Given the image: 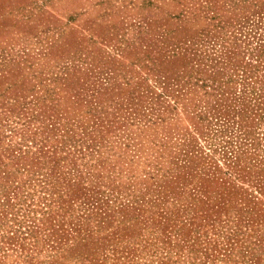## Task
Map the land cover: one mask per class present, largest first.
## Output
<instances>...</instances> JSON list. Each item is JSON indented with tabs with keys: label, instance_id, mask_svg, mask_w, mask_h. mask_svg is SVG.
Returning a JSON list of instances; mask_svg holds the SVG:
<instances>
[{
	"label": "trees",
	"instance_id": "trees-1",
	"mask_svg": "<svg viewBox=\"0 0 264 264\" xmlns=\"http://www.w3.org/2000/svg\"><path fill=\"white\" fill-rule=\"evenodd\" d=\"M257 3L202 27L178 24L164 38L170 44L167 54L156 51L135 60L162 90L154 92L146 81L130 89L129 118L119 115L123 107L112 113L119 125L124 119L150 122L172 114L175 108L165 98L184 84L201 90L208 101L191 116L162 170L132 200L115 205L101 189L103 176L79 170L77 161L86 165L94 149L85 144L83 129L78 134L56 114L44 115L43 122L34 117L41 122L34 128L27 118L23 124L29 128L21 130L26 145L6 151L8 162H0V244L23 254L30 245L36 252L53 243L59 248L76 234L67 250L83 252L96 246L94 230L103 225L117 223L128 232L150 223L162 236L177 235L206 260L227 254L257 262L264 255V3ZM93 56V51L81 53L85 68L64 73L77 86L71 89L77 105L86 101L80 91L88 84L100 89H91L94 101L113 91L96 80L102 73ZM65 164L71 168L64 171ZM170 201L172 210L165 208ZM100 249L98 244L96 253L88 251L87 259Z\"/></svg>",
	"mask_w": 264,
	"mask_h": 264
},
{
	"label": "rangeland",
	"instance_id": "rangeland-1",
	"mask_svg": "<svg viewBox=\"0 0 264 264\" xmlns=\"http://www.w3.org/2000/svg\"><path fill=\"white\" fill-rule=\"evenodd\" d=\"M255 2L264 0H0V162H8L6 151L16 149L17 144L26 145L21 130L39 126L44 115L56 114L62 124L72 123L78 134L83 129L88 134L85 144L94 148L86 165L77 161L79 170L84 175L103 176L101 189L115 205L132 200L154 173L162 170L191 116L208 101L201 90L184 84L179 93L165 96L175 108L172 114L164 112L162 120L150 122L124 119L119 125L112 113L123 107L119 115L129 118L125 104L130 89L146 81L154 92L162 90L153 74L138 67L135 60L147 53L152 57L156 51L167 54L170 44L164 38L167 40L178 24L202 27L243 14L244 8ZM87 51H93V59L99 63L96 66L101 67L96 80L104 81L113 91L94 101L91 89H100L88 84L83 93L80 91L88 103L77 105L71 90L77 86L64 73L71 74L78 66L85 68L78 56ZM90 114L103 122H94ZM37 116L43 118L41 122L35 121ZM24 121L30 123L28 128ZM201 144L205 146L203 141ZM66 168L71 165L65 164L64 171ZM165 208L172 210L171 201ZM131 230L126 232L117 223L94 230L92 241L101 246L94 259H87L86 253H96L95 244L81 248L83 252H68L76 234L59 248L53 243L52 248L45 245L36 252L30 245L23 254L0 244V264H264V255L255 263L227 254L206 260L202 254L190 252V246L181 243L177 235L162 236L150 223Z\"/></svg>",
	"mask_w": 264,
	"mask_h": 264
}]
</instances>
